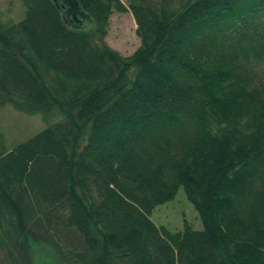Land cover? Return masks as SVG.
Here are the masks:
<instances>
[{
    "label": "trees",
    "instance_id": "trees-1",
    "mask_svg": "<svg viewBox=\"0 0 264 264\" xmlns=\"http://www.w3.org/2000/svg\"><path fill=\"white\" fill-rule=\"evenodd\" d=\"M18 1L0 109L58 120L0 134V264H264V0ZM180 188L201 229L151 220Z\"/></svg>",
    "mask_w": 264,
    "mask_h": 264
},
{
    "label": "rangeland",
    "instance_id": "rangeland-1",
    "mask_svg": "<svg viewBox=\"0 0 264 264\" xmlns=\"http://www.w3.org/2000/svg\"><path fill=\"white\" fill-rule=\"evenodd\" d=\"M119 1L125 7L127 6V0ZM0 14L4 22L15 23L21 20L23 9L18 0H0ZM108 19L109 25L104 39L106 44L111 50L118 52L120 55L124 57L130 56L139 46L136 26L131 13L113 12ZM56 119L51 116L45 120L40 114L29 116L28 114L17 112L11 107L0 109V134L2 135L1 138H3V147L11 150L12 147L25 142L46 129ZM183 191L180 188L172 201L158 206L151 213V220L156 225L163 226L171 232L182 229V222L186 221L194 229H201V222ZM34 260L36 264H55L49 258V254L43 249L34 250Z\"/></svg>",
    "mask_w": 264,
    "mask_h": 264
},
{
    "label": "water",
    "instance_id": "water-1",
    "mask_svg": "<svg viewBox=\"0 0 264 264\" xmlns=\"http://www.w3.org/2000/svg\"><path fill=\"white\" fill-rule=\"evenodd\" d=\"M52 1L57 2L58 0H52ZM59 1H62L66 6H69L75 9V5L73 6L72 0H59Z\"/></svg>",
    "mask_w": 264,
    "mask_h": 264
}]
</instances>
